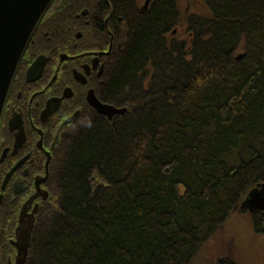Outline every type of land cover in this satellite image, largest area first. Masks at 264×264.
Returning a JSON list of instances; mask_svg holds the SVG:
<instances>
[{"label":"trees","instance_id":"trees-1","mask_svg":"<svg viewBox=\"0 0 264 264\" xmlns=\"http://www.w3.org/2000/svg\"><path fill=\"white\" fill-rule=\"evenodd\" d=\"M184 1L125 18L107 98L126 111L63 133L25 264H204L235 213L264 236L241 205L264 183V0Z\"/></svg>","mask_w":264,"mask_h":264},{"label":"flooded vegetation","instance_id":"flooded-vegetation-1","mask_svg":"<svg viewBox=\"0 0 264 264\" xmlns=\"http://www.w3.org/2000/svg\"><path fill=\"white\" fill-rule=\"evenodd\" d=\"M122 1L85 0L76 10L70 0H54L20 60L0 121V216H6L0 239L7 237L9 264L17 254V227L34 224L41 206L51 199L50 164L63 133L92 115L110 120L88 98L124 108L107 98L110 70L125 18L141 12L145 0ZM115 115L121 114L111 119ZM262 186L252 190H260L263 200ZM244 207L248 214L263 213L250 212L246 202Z\"/></svg>","mask_w":264,"mask_h":264},{"label":"water","instance_id":"water-1","mask_svg":"<svg viewBox=\"0 0 264 264\" xmlns=\"http://www.w3.org/2000/svg\"><path fill=\"white\" fill-rule=\"evenodd\" d=\"M53 0H0V121L5 101L19 66L20 60L29 44V41L50 7ZM151 0H145L141 11L146 10ZM241 55L237 56L240 59ZM91 105L109 119L114 114H123L126 108L117 109L110 105L100 104L95 97L88 98ZM48 164V163H47ZM46 164V169H47ZM264 189V186L260 188ZM251 191L242 203H247L251 212L258 209L264 213V199L261 192ZM33 229V222L28 225L21 224L17 227L14 242L17 249L13 264H24L28 254V247Z\"/></svg>","mask_w":264,"mask_h":264},{"label":"rangeland","instance_id":"rangeland-1","mask_svg":"<svg viewBox=\"0 0 264 264\" xmlns=\"http://www.w3.org/2000/svg\"><path fill=\"white\" fill-rule=\"evenodd\" d=\"M186 2L181 0V5ZM220 231L207 243L197 260L204 264L218 263V259L227 257L236 264H256L264 260V236L254 235L249 216L231 215Z\"/></svg>","mask_w":264,"mask_h":264}]
</instances>
